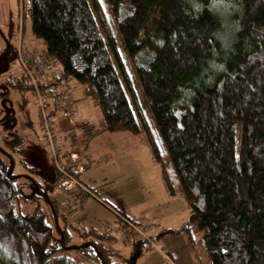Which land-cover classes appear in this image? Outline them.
<instances>
[{"label": "trees", "instance_id": "1", "mask_svg": "<svg viewBox=\"0 0 264 264\" xmlns=\"http://www.w3.org/2000/svg\"><path fill=\"white\" fill-rule=\"evenodd\" d=\"M26 10L43 53L60 64L46 87L70 91L63 80L74 79L101 110L94 122L79 120L71 91L77 116L59 120L72 124L58 130L64 152L76 150V130L90 137L144 135L174 194L165 155L170 159L212 263L264 264V0H224L219 7L212 0H27ZM13 80V87L32 92L24 71ZM2 154V260L127 264L106 244L117 234L86 225L73 230L64 214L61 225L49 198L47 209L17 212V200L28 197L13 157L8 164ZM123 217L116 216L120 231L140 234ZM76 235L85 242L73 244ZM130 245V255L149 246L145 238Z\"/></svg>", "mask_w": 264, "mask_h": 264}, {"label": "rangeland", "instance_id": "2", "mask_svg": "<svg viewBox=\"0 0 264 264\" xmlns=\"http://www.w3.org/2000/svg\"><path fill=\"white\" fill-rule=\"evenodd\" d=\"M26 3L27 0H0V152L8 164V157H13L14 173L20 176L18 181L24 186L23 194L28 197L17 200L16 211L30 214L37 206L47 209L51 199L60 214L58 221L61 225L64 214L73 230L83 225L103 228L105 224L100 222V218L110 215L96 198L86 202L79 197L74 205L68 206L58 185L60 175L58 177L55 172L57 169L42 138L34 95L29 89L16 88L11 83L22 71L16 48L20 46L23 50L40 52L45 48L43 39L33 32ZM53 67L54 72H60V64ZM63 83L78 99L81 119L94 122L102 115L94 98L85 95L84 85L74 79H64ZM141 98L147 106L146 99ZM62 129L59 125L60 134ZM76 132L78 136L73 141L76 150H67V156L71 152L83 156L81 160L87 167L79 178L89 183L82 180L85 185L97 189L102 201L107 199L131 215L139 226L147 227V234L155 241L150 247L144 246L141 251L130 255L132 239L144 237L111 229L119 239L106 244L119 250L124 263L213 264L202 232L197 224H193L192 210L166 155L165 166L174 184V194L168 191L162 176V164L155 159L144 135L119 131L90 137L86 132L82 135L81 130ZM63 144L66 150L67 146ZM113 212L116 216H125L119 212L122 216L118 215L115 209ZM115 227L119 228V225L115 224ZM84 242L85 239L77 235L72 240L73 244ZM6 263L8 261L0 257V264Z\"/></svg>", "mask_w": 264, "mask_h": 264}, {"label": "built area", "instance_id": "3", "mask_svg": "<svg viewBox=\"0 0 264 264\" xmlns=\"http://www.w3.org/2000/svg\"><path fill=\"white\" fill-rule=\"evenodd\" d=\"M16 56L22 65L24 71L32 86V93L36 100L38 117L41 122L42 138L50 158L52 159L57 171L60 173L59 187L62 189L65 200L68 205H73L78 201L79 195L87 192L92 197L102 201L99 198L97 189L85 185L77 174L83 172L87 164L83 163L81 154L76 152H64V148L60 141L57 125L59 120H72L77 116V108L75 98L71 91L51 92L46 87L47 81L51 78L53 69L52 61L43 53L36 49H22L20 46L16 48ZM114 210V209H113ZM118 215V211H115ZM122 216V215H120ZM123 217V216H122ZM135 230H137L149 245H153L155 241L147 234V227H139L132 221L123 217ZM104 229H112L120 232L119 228L103 223Z\"/></svg>", "mask_w": 264, "mask_h": 264}, {"label": "crops", "instance_id": "4", "mask_svg": "<svg viewBox=\"0 0 264 264\" xmlns=\"http://www.w3.org/2000/svg\"><path fill=\"white\" fill-rule=\"evenodd\" d=\"M78 119L79 120H89V119H81V115L79 114V117H78ZM60 126H62L63 127V129L61 130V131H64L65 129H67V128H69V127H71L72 126V124L70 123V122H62V124H60ZM54 169V168H53ZM82 178V177H81ZM82 180L86 183L87 181H85L84 180V178H82ZM88 183V182H87ZM89 184V183H88ZM83 201L85 200L86 202H90V201H92V199H91V197H88V196H86V197H84L83 198V196H82V198H81ZM103 200L104 201H106L109 205H111V206H113V207H115L117 210L119 209L118 207H116V206H114L113 204H112V202H109L107 199H104L103 198ZM101 205V204H100ZM101 206H103V205H101ZM103 207H105V206H103ZM105 209H106V211L109 213V215L110 216H108V217H105V218H100V222L101 223H105L104 221H107L111 226H115V222H116V214L113 212V210L111 209V208H107V207H105ZM120 210V209H119ZM126 214V213H125ZM127 215V214H126ZM128 216H131V215H128ZM124 241H127L126 239L124 240Z\"/></svg>", "mask_w": 264, "mask_h": 264}, {"label": "snow or ice", "instance_id": "5", "mask_svg": "<svg viewBox=\"0 0 264 264\" xmlns=\"http://www.w3.org/2000/svg\"><path fill=\"white\" fill-rule=\"evenodd\" d=\"M103 2V0H101ZM213 6L219 7L220 5H223L224 0H212Z\"/></svg>", "mask_w": 264, "mask_h": 264}, {"label": "water", "instance_id": "6", "mask_svg": "<svg viewBox=\"0 0 264 264\" xmlns=\"http://www.w3.org/2000/svg\"><path fill=\"white\" fill-rule=\"evenodd\" d=\"M9 174H11V172ZM74 247H76V245H74Z\"/></svg>", "mask_w": 264, "mask_h": 264}]
</instances>
